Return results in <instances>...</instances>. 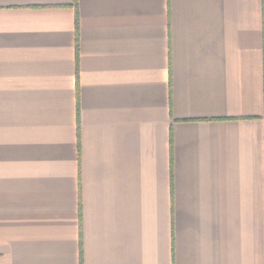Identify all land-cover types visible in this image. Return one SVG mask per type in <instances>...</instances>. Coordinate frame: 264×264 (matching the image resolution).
<instances>
[{
    "label": "crops",
    "instance_id": "1",
    "mask_svg": "<svg viewBox=\"0 0 264 264\" xmlns=\"http://www.w3.org/2000/svg\"><path fill=\"white\" fill-rule=\"evenodd\" d=\"M0 264H264V0H0Z\"/></svg>",
    "mask_w": 264,
    "mask_h": 264
},
{
    "label": "trees",
    "instance_id": "2",
    "mask_svg": "<svg viewBox=\"0 0 264 264\" xmlns=\"http://www.w3.org/2000/svg\"><path fill=\"white\" fill-rule=\"evenodd\" d=\"M77 4V0H75V5ZM78 19V18H77Z\"/></svg>",
    "mask_w": 264,
    "mask_h": 264
}]
</instances>
